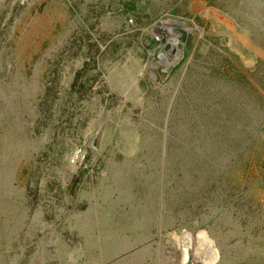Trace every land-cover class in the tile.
I'll list each match as a JSON object with an SVG mask.
<instances>
[{
    "label": "rangeland",
    "instance_id": "obj_1",
    "mask_svg": "<svg viewBox=\"0 0 264 264\" xmlns=\"http://www.w3.org/2000/svg\"><path fill=\"white\" fill-rule=\"evenodd\" d=\"M0 264H264V0H0Z\"/></svg>",
    "mask_w": 264,
    "mask_h": 264
},
{
    "label": "built area",
    "instance_id": "obj_2",
    "mask_svg": "<svg viewBox=\"0 0 264 264\" xmlns=\"http://www.w3.org/2000/svg\"><path fill=\"white\" fill-rule=\"evenodd\" d=\"M81 154H82V151H79V152H78V156L81 155Z\"/></svg>",
    "mask_w": 264,
    "mask_h": 264
},
{
    "label": "water",
    "instance_id": "obj_3",
    "mask_svg": "<svg viewBox=\"0 0 264 264\" xmlns=\"http://www.w3.org/2000/svg\"><path fill=\"white\" fill-rule=\"evenodd\" d=\"M99 138H100V136L98 137L97 142H99Z\"/></svg>",
    "mask_w": 264,
    "mask_h": 264
}]
</instances>
